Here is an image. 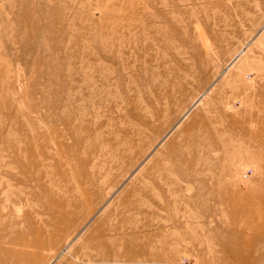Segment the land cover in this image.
Masks as SVG:
<instances>
[{
    "label": "rangeland",
    "instance_id": "rangeland-1",
    "mask_svg": "<svg viewBox=\"0 0 264 264\" xmlns=\"http://www.w3.org/2000/svg\"><path fill=\"white\" fill-rule=\"evenodd\" d=\"M0 264H264V0H0Z\"/></svg>",
    "mask_w": 264,
    "mask_h": 264
}]
</instances>
